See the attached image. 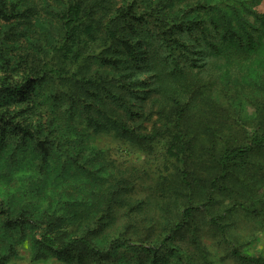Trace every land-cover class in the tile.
<instances>
[{
	"label": "trees",
	"instance_id": "1",
	"mask_svg": "<svg viewBox=\"0 0 264 264\" xmlns=\"http://www.w3.org/2000/svg\"><path fill=\"white\" fill-rule=\"evenodd\" d=\"M84 2L85 0H71V4L63 11L59 24L49 27L52 37L49 40V49L44 55L36 56L30 52L23 55L19 52L10 70L4 65L0 67V72L4 73L3 76L0 75L1 149L16 145L26 134L35 130L32 124L35 114L32 109L39 110L38 101L43 103L50 98L53 88V99H48L47 105L54 104L52 112L55 115L52 118L57 125L63 119L57 129L58 136H62L59 133L67 130V126H61L64 119L71 117L80 122L86 150L93 152L95 146L88 145L89 139H85L84 134L94 138L97 135L95 132L111 133L112 129H116L120 133L117 134L119 137L139 146L154 149L164 143L163 152L174 157V163L179 162L176 167L177 184H172L167 189L157 187V191L164 193L163 197L144 202L137 201L136 198L133 203L135 208L120 211L127 214L137 212L133 219L140 223L146 222L144 225L149 228L141 227L140 231L135 233L134 238L138 240L135 242L136 249L142 254L151 250L161 252L159 257L154 254L152 258L143 259L138 264H215L210 238L217 244L221 240L229 241L227 249L236 264H264V255L243 251L233 245L228 236L230 231L225 220L239 208V204H244L243 200L248 201V198L229 197V206L226 207L225 197H219L217 191L224 179L241 177V163L246 156L254 153L252 157L258 155L263 160L264 154L261 156L260 153H264V100L255 114L254 119H258V122L253 138L248 143H240L230 133L225 138L214 132L211 133V140L219 137L224 141L222 147L213 153H201L199 156L202 159L195 160V152L189 146L192 135L188 121L195 113L196 104L191 98L185 101V94L193 88V79L188 80L183 91L173 89L170 93L161 92L160 80L163 75L174 79V75H185V72L193 67L200 73L211 69L213 64L209 59L210 53L218 52L221 46L212 41L214 36L211 31H218L221 28L220 23L208 21L204 17L196 19L195 16H192L191 22V13L188 11L184 12L183 18L170 19L166 13H162V10L166 9V1L162 0L151 10L136 14L135 19L142 24L140 28H136L129 25V21L124 18L127 13L125 10L132 9V6L107 14V7L99 5L91 8L90 4L86 5ZM205 7L220 6L207 3ZM210 11L219 13L223 10H206V15L210 16ZM154 18L166 19L162 21L163 27L156 25L155 30ZM153 30L162 33V37L158 38L161 41L159 53L156 54L155 51L152 53L145 48L148 41L152 40L146 35ZM4 78L8 80L5 83ZM35 85H38V88H35ZM31 87L37 92L31 93ZM25 88H28L31 94L21 96ZM26 100L30 105L27 109L20 106V102ZM164 100H169L170 103L163 102ZM112 102L121 104L122 111L129 115L144 114L149 118L152 113L157 112L162 124L158 127L154 125L151 133L128 126L121 111L118 110V114L107 106ZM229 111H234L232 104ZM196 120L201 124L208 123L203 118ZM49 128L53 131L48 125ZM86 128H90L89 133L83 130ZM35 148L36 143L33 144V149ZM46 156V153L39 155L40 162L36 161V156L30 166L19 156L11 162L25 164L23 172L29 167L34 172L45 174L52 162L51 160L44 163L45 167L40 169ZM100 158L103 165L109 162L106 157ZM213 161L214 165L211 164ZM55 169L57 168L54 167ZM79 170L87 173L91 168L84 166V169ZM108 173L111 174L110 171ZM196 173L202 174L208 184V189L201 194L197 193V196ZM97 184L98 189H87L91 191L88 199L92 205H107L109 210H115V205L122 206L120 188H111L108 192V178L104 182L98 181ZM71 186L80 187L76 183ZM31 195L32 191L26 189L20 197H29L26 199L29 202ZM80 200V197L77 198L78 203ZM148 205L151 207L149 211L146 209ZM222 208L224 209L221 210ZM0 212L5 213H2L1 224L11 225L12 228H25L28 218L23 213L16 214L5 203H0ZM43 214L41 213V222L44 223L38 225V230H31L37 248H49L70 254L83 248L85 254L74 255L78 258L77 264H99L101 259L110 260V245L124 244L132 240V235L127 231L128 223L124 224L123 230L116 233L107 244L98 241L103 223L87 233L72 234L69 225H79L82 217L80 209L69 215L71 221L63 215ZM93 236L97 237V241ZM15 240L18 242L16 236ZM14 244L18 243L11 241L4 253H16Z\"/></svg>",
	"mask_w": 264,
	"mask_h": 264
},
{
	"label": "rangeland",
	"instance_id": "2",
	"mask_svg": "<svg viewBox=\"0 0 264 264\" xmlns=\"http://www.w3.org/2000/svg\"><path fill=\"white\" fill-rule=\"evenodd\" d=\"M161 1L85 0L84 3L90 4L91 8L103 5L107 7L105 10L107 14L120 12L132 6V9L125 10L127 13L124 18L129 21V25L140 28L142 24L135 19L136 14L151 10ZM165 1L166 9H163L162 13H166L170 19L183 18L184 12L188 11L191 13V22L192 16L196 19L204 17L208 21L220 23L221 27L218 31H211L214 36L212 41L221 46L218 52L212 50L210 53L209 59L213 64L210 70L200 73L193 67L185 72V75H174V79L163 75L160 80L161 92L170 93L173 89L183 91L188 80L193 79V88L185 94V101L191 98L196 104L195 113L188 121L192 135L189 146L195 152L194 159L201 160L199 154L213 153L220 149L224 141L219 137L226 138L229 133L240 143H248L253 138L258 122V119H254L255 114L264 100V0ZM207 3L220 7L206 8ZM70 4L71 0H0V67L4 65L10 70L19 52L23 55H27V52L36 56L44 55L49 49V40L52 37L49 27L59 24L63 11ZM220 8L222 12L210 11V16L206 15V10ZM163 20L166 19L154 18L155 30L156 25L163 27ZM155 30L146 35L152 40L148 41L145 48L152 53L155 51L156 54L159 53L161 41L158 38L162 37V33H156ZM0 75L3 76L4 73L0 72ZM7 81V78H4V83ZM35 88H38V85H35ZM33 91L37 92L31 87V93ZM53 92L52 88L48 99H53ZM31 93L25 88L21 96ZM48 99L43 101L44 104L41 100L38 101L39 110L32 109L35 114L32 118L35 130L32 133L26 134L14 146L9 145L5 149H1L3 146H0V203H5L16 214L23 213L28 218L24 229L12 228L11 225L1 224L4 212H0V264H77L78 258L74 255L85 254L83 248L72 251L73 255L70 252H56L49 248L39 250L34 243V233L31 230H38V225L44 223L41 222L43 221L41 213H45L43 214L45 216L49 213L55 216L63 215L71 221L69 215L78 209L82 212V217L78 226L69 225L72 234L87 233L103 223L98 239L103 243L108 244L116 233L123 230L124 224L128 223L127 231L132 235V240L124 244L110 245L111 259H101L99 264H138L143 259L152 258L154 254L159 257L160 251L151 250L142 254L136 249L135 242L138 240L134 235L141 227L149 229L144 225L146 222L140 223L133 219L137 212L127 214L120 211L135 208L133 203L136 202V198L137 201L144 202L163 197L164 193L157 191V187L167 189L170 185L177 184L176 167L179 166V162L174 163L175 158L163 152L164 143L154 149L139 146L119 137L117 134L120 133L116 129H112L111 133L95 132L97 135L94 138L84 134L85 139H89L88 145L95 146L93 152L86 150L79 121L67 117L61 125L67 126V130L59 133L62 136L56 134L63 119L57 125L52 118L55 115L52 112L54 104L47 105ZM163 102L170 103L169 100ZM20 103L22 104L20 106L26 109L30 106L28 100ZM231 104L234 111H229ZM107 106L118 114L121 111L128 126H135L144 133H151L154 125L158 127L162 124L157 112L148 118L144 114L129 115L123 112V106L118 102H112ZM197 118L206 119L208 123L201 124ZM48 125L55 133L48 129ZM83 130L89 133L90 128ZM214 132H217L219 137L211 140V133ZM45 153L47 156L40 169L45 167L44 163L52 160L45 174L34 172L29 167L22 171L25 164L28 166L33 164L36 156V161L40 162L39 155ZM253 154L246 156L241 163L243 166L241 177L224 179L217 191L219 197H225L226 207L229 206V197L248 198V201L243 200L244 204H239V208L225 220L230 231L228 236L232 239L231 243L243 251L264 255V163H262L264 158L262 160L258 155L252 157ZM262 154L264 153H260L261 156ZM18 156L22 157L25 164L11 162ZM100 157L108 158L109 162L103 165ZM211 164L214 165L215 161ZM84 166L90 167L91 171L81 172L79 168L84 169ZM54 167L57 169L54 170ZM136 167L138 169H135ZM106 178L110 182L108 192L111 188H120L123 204L120 207L115 205V210H109L107 205H92L88 199L91 191L87 189H98L97 182H104ZM196 182L197 196V193L201 194L208 189V184L207 179L200 173H196ZM72 183L80 187L75 188L71 186ZM26 189L33 193L29 202L26 201L29 197H20ZM79 197L81 200L78 203ZM150 208L146 207L147 211ZM93 238L97 241V237ZM11 241L18 243L14 244L16 253L7 255L4 249L11 245ZM210 243L215 264H236L230 250L227 249L229 241L221 240L217 244L210 238ZM220 244L222 245L219 247Z\"/></svg>",
	"mask_w": 264,
	"mask_h": 264
}]
</instances>
